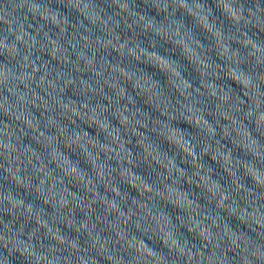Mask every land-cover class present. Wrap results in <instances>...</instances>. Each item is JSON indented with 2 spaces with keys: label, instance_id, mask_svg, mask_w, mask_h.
Wrapping results in <instances>:
<instances>
[{
  "label": "clouds",
  "instance_id": "clouds-1",
  "mask_svg": "<svg viewBox=\"0 0 264 264\" xmlns=\"http://www.w3.org/2000/svg\"><path fill=\"white\" fill-rule=\"evenodd\" d=\"M0 264H264V0H0Z\"/></svg>",
  "mask_w": 264,
  "mask_h": 264
}]
</instances>
